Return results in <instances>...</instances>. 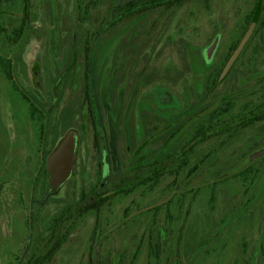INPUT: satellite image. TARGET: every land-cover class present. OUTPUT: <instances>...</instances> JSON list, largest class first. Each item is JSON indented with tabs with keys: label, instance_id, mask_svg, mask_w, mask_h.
Here are the masks:
<instances>
[{
	"label": "rangeland",
	"instance_id": "374dc122",
	"mask_svg": "<svg viewBox=\"0 0 264 264\" xmlns=\"http://www.w3.org/2000/svg\"><path fill=\"white\" fill-rule=\"evenodd\" d=\"M128 1L0 0V54L11 61L12 75L0 64V264L41 256L55 227L70 234L49 264H264V156L236 171L247 155L264 147V120L240 128L225 147L227 132L199 146L185 164L177 158L158 185H140L115 195L98 213L66 220L67 209L96 187L103 172L101 154L93 148L94 124L80 109L83 93L75 97L64 90L72 82L64 78L84 60L87 40H95L89 48L97 62L92 76L104 105L98 107L97 125L110 130L104 92L117 67L125 77L121 85L130 80L132 59L139 64L131 72L149 65L164 78L182 73L173 85L184 97V72L192 82L199 57L219 36L211 67L219 74L250 27L249 15L257 13L256 30L210 102L221 105L212 120L216 128L264 112V0L260 13L255 12L259 0H184L112 29V14L123 12ZM123 39L125 46L118 48ZM34 107L38 118L31 113ZM180 122L184 130L176 147L194 134L199 121ZM76 127L80 141L73 174L52 191L47 151ZM109 143L112 175L101 190L106 193L129 175L127 159L116 157L110 138ZM60 217L65 220L58 227Z\"/></svg>",
	"mask_w": 264,
	"mask_h": 264
},
{
	"label": "flooded vegetation",
	"instance_id": "af4514ba",
	"mask_svg": "<svg viewBox=\"0 0 264 264\" xmlns=\"http://www.w3.org/2000/svg\"><path fill=\"white\" fill-rule=\"evenodd\" d=\"M151 1L156 4L154 8H150V4H152ZM176 4H178V0L128 1L123 4V12H119L116 15L112 14L110 27L115 29L116 25L128 21L132 16L160 7L171 9ZM217 38H219L220 41V37L217 36L215 40ZM94 41L95 40H87V43L84 44L85 48H87V50L84 51V60L82 61L84 68L81 66L82 62H78L76 71L64 78L67 82L72 81L68 86L64 84V90H68L70 96L77 97L78 94L83 93L80 109H82L85 114H90L89 119L94 124V127L92 126L93 148L96 152L101 154L103 172L101 173L102 179L92 191L98 186L103 189L106 181L108 182L109 177L112 175L109 163L111 151L109 138L113 145V151L116 152V157L119 155L127 159L128 165L126 171L129 175L123 178L120 183L124 181L125 184L123 185V189H132L129 191L132 192L140 185H158L161 182V178L172 168V164L176 162L177 158L182 160L179 164L181 162L183 164L191 153L193 154L199 146L210 139L227 132L229 138L225 139L222 144V146L225 147L231 142L230 138L233 137V133H237L240 128H245L243 124L247 119H244L243 116L234 119V121H230L228 125L224 127L216 128L215 124L218 122H212L213 118L219 116L221 113V105H215L210 102V99L213 93L218 91V87L223 83L221 82V74L229 59L225 61L222 71L216 75L211 70L214 56L209 58L207 53H205V55L203 53V56L199 57V70L196 72L193 71L192 82L189 81V71L184 72V77L186 76L184 97L180 96L181 93H179L177 88L173 85V79H179L183 75L182 73L178 76L168 73L164 78L159 71L149 65H145L137 72H131V69L134 71L136 64H139L135 59L129 62L128 70H130V72L128 75L130 80H127L125 85H121L125 77L123 78L118 74L121 68L117 67L116 69V67H114L117 65V56L115 55L111 61V69H116V71L112 77L106 80V90L104 92L107 104L106 108L109 112L110 130H107V127H105L103 123H100L99 127L97 122L100 120L98 118L100 116V110L98 107L103 110L102 106L104 105L100 103L97 77L93 79L92 76V74L96 75L94 69H96L97 62L96 55L93 56L89 54L91 52L89 48L92 47ZM125 42L124 39L121 40V44L118 48H121L122 45L125 46ZM233 52L234 51L231 52V55ZM121 66L123 67L125 65ZM233 66L234 65H232L230 71L227 72V75H229ZM172 71H175V69L171 70L170 73H173ZM213 76L215 77L213 78ZM101 79L103 80V76ZM203 100L204 102H202ZM225 100L229 101L227 98H225ZM197 117L198 119H196ZM257 117L258 114L251 115V118L255 120L254 122L258 121ZM183 119H185L188 126L191 121L194 122L197 120L199 122L195 125L196 130L194 134L188 138L183 145H180V147L178 145L176 147L174 144L177 145L179 136L184 130L183 123L180 122ZM70 132H74L76 136L74 170L78 159L80 136L78 127H76L75 130H69L65 137ZM199 133L206 138L202 141H196V136ZM57 146L47 151V162L49 155ZM252 162H250V164ZM121 166H119V170H121ZM178 167L175 169V172L179 171ZM195 167L190 171L195 172L197 170ZM244 168L239 169V172ZM164 169L166 170L165 173H163ZM46 172L51 176L47 164ZM119 184L115 185V188L109 193H113ZM75 209L78 211V204Z\"/></svg>",
	"mask_w": 264,
	"mask_h": 264
},
{
	"label": "trees",
	"instance_id": "16d2710c",
	"mask_svg": "<svg viewBox=\"0 0 264 264\" xmlns=\"http://www.w3.org/2000/svg\"><path fill=\"white\" fill-rule=\"evenodd\" d=\"M184 0H178V2H183ZM24 2H26V0H24ZM152 4H150V8H154L156 6V4L151 1ZM149 7V6H147ZM263 9V0H259L256 7H255V12L260 13ZM257 13H253L251 15H249L248 18V24L249 26L252 25L253 22H256V26L257 27V23H258V19H257ZM263 24H264V20H263ZM256 30V29H255ZM239 42L236 43L233 48L232 51H234L236 49V47L238 46ZM230 57V55H229ZM228 57V59H229ZM11 61L7 60L2 54H0V64H3L5 67H7L8 69L6 70L8 75L10 77H12L11 72H10V67H11ZM222 71V69L220 70V72ZM219 72V73H220ZM89 97V96H88ZM201 98V97H199ZM204 102V100L202 101ZM39 109L37 107H34L32 110V115L33 118H38V114L39 113ZM257 120H264V112L262 114H259L257 117ZM255 120L254 118H249L247 121L244 122L243 126L246 127L248 125H250L251 123H253ZM204 138H206L205 136H203L202 134H198L196 136V141L200 140L202 141ZM185 164V163H184ZM180 166V165H179ZM197 168V167H195ZM247 167H245L243 170H245ZM242 170V171H243ZM165 169L163 171V173H165ZM125 184V182H121L119 184V186L115 189V191L113 193H106V192H101V188L100 186H98L94 191H91L90 193H85L83 192L81 195V201L78 203V211H76L75 207H69L66 211V213H64V216H67L66 220L67 221H73V219H75L76 217H81L84 216L85 214L89 213V212H95L98 213L101 211L102 207L110 201V199H112L115 195L121 194V193H128L129 191H131L130 189H123V185ZM51 187V185H50ZM65 220V219H64ZM63 217H60V219H57V226H61L62 222L64 221ZM62 233V234H61ZM59 233V229L55 227V230L53 232V236L50 239V244L48 246V248L46 249V251L39 257L33 255L25 264H49L51 263V261L53 260L54 256L56 255V253L61 249V247L63 246V244L67 241L69 234H70V230H66L65 232H61Z\"/></svg>",
	"mask_w": 264,
	"mask_h": 264
},
{
	"label": "water",
	"instance_id": "95a60500",
	"mask_svg": "<svg viewBox=\"0 0 264 264\" xmlns=\"http://www.w3.org/2000/svg\"><path fill=\"white\" fill-rule=\"evenodd\" d=\"M256 26V22H253L252 25L248 28L245 35L239 42L238 46L230 56L222 74L221 78H223L227 72L230 70L234 62L237 60L242 50L246 46L248 40L250 39L254 29ZM219 38H217L207 54L208 57L211 58L212 54L218 44ZM76 149V136L74 132H70L62 142L57 146V148L52 151V153L48 157L47 167L51 174L50 183L51 190H57L61 186H63L72 176L73 172V164H74V155ZM264 156V147L259 148L249 155H247L241 162L240 165L236 167V171L245 167L250 162L259 159Z\"/></svg>",
	"mask_w": 264,
	"mask_h": 264
}]
</instances>
